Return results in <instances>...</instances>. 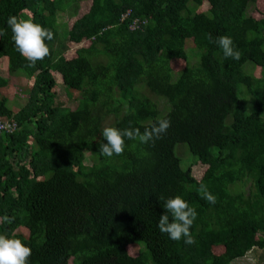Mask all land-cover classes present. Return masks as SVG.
<instances>
[{
	"label": "trees",
	"instance_id": "obj_1",
	"mask_svg": "<svg viewBox=\"0 0 264 264\" xmlns=\"http://www.w3.org/2000/svg\"><path fill=\"white\" fill-rule=\"evenodd\" d=\"M80 1L0 0V61L32 81L17 112L0 94V118L16 123L0 133V234L30 247V264H234L264 250V0H90L69 14ZM9 16L51 30L49 55L30 66ZM58 76L76 108L56 105ZM9 83L0 73V90ZM159 118L171 121L161 138L99 154L105 127ZM175 196L196 209L192 244L157 227Z\"/></svg>",
	"mask_w": 264,
	"mask_h": 264
},
{
	"label": "clouds",
	"instance_id": "obj_2",
	"mask_svg": "<svg viewBox=\"0 0 264 264\" xmlns=\"http://www.w3.org/2000/svg\"><path fill=\"white\" fill-rule=\"evenodd\" d=\"M129 9L124 15L127 18L131 14ZM7 26L11 29L12 39L19 53L25 57L30 66L35 65L49 55V47L45 41H52L54 34L51 30L42 27L31 20H21L17 16L7 18ZM134 23L131 24L132 28ZM3 33L0 32V35ZM222 50L224 59L239 60L240 53L236 50L234 42L229 36H220L215 41ZM171 121L167 118H159L152 127L145 128L143 132L139 128L120 130L116 127H105L102 131L104 140L98 151L103 157L111 158L121 155L126 148L127 140L138 141L140 144H148L167 132ZM203 199L210 204L216 203V197L206 187L201 186ZM164 214L160 215L157 227L162 234H167L173 241L183 239L185 244H192L194 240L190 228L197 217L196 209L191 207L181 196L168 198L164 201ZM171 220H170V216ZM6 223H11L10 218L4 217ZM31 248L17 238H9L0 234V264H30Z\"/></svg>",
	"mask_w": 264,
	"mask_h": 264
},
{
	"label": "rangeland",
	"instance_id": "obj_3",
	"mask_svg": "<svg viewBox=\"0 0 264 264\" xmlns=\"http://www.w3.org/2000/svg\"><path fill=\"white\" fill-rule=\"evenodd\" d=\"M91 5L90 0H81L79 5L74 4L69 8V14H76L78 10L80 11L87 10L88 7ZM209 8V4L206 3L202 8H200L199 11H206ZM254 8V4H250L247 13H251V11ZM252 62H248L247 64H251ZM248 66V65H247ZM246 66V67H247ZM253 72L257 75L260 76L261 74V68H252ZM0 73L1 75L9 80V86L3 87L0 90V94L6 96L9 101H8V106L14 111L17 112L19 111L23 105L28 100L29 94L26 93L31 87V80H29L28 76L24 74L23 72H18V73H11L8 68V62L5 60L0 61ZM58 97L56 99V105L63 106V107H70L72 109L76 108V102L74 99L79 97V93L73 90H69L65 85H63V80L58 76V85L56 87ZM4 120L8 118H2ZM183 146V145H182ZM187 147V146H186ZM182 150H185L184 147H182ZM187 153L186 151H184ZM182 152V159H186L187 154ZM87 158H86V165H92L97 161L96 155H93L92 153H87ZM194 160V158H193ZM206 172V167H201L198 166L194 169V176L200 179L204 173ZM241 186V185H240ZM248 187V182L243 184L242 188ZM25 234H28L27 229H22ZM142 243V242H140ZM145 249V245L143 244H136L135 247H133V250L135 252H141ZM251 258L252 262H259V260L262 262L264 259V251H261L260 249H256L255 251L251 252V254L247 257ZM236 264V263H234Z\"/></svg>",
	"mask_w": 264,
	"mask_h": 264
},
{
	"label": "built area",
	"instance_id": "obj_4",
	"mask_svg": "<svg viewBox=\"0 0 264 264\" xmlns=\"http://www.w3.org/2000/svg\"><path fill=\"white\" fill-rule=\"evenodd\" d=\"M15 127H16V123L12 119L4 120L0 118V133H3V132L12 133L15 130Z\"/></svg>",
	"mask_w": 264,
	"mask_h": 264
},
{
	"label": "crops",
	"instance_id": "obj_5",
	"mask_svg": "<svg viewBox=\"0 0 264 264\" xmlns=\"http://www.w3.org/2000/svg\"><path fill=\"white\" fill-rule=\"evenodd\" d=\"M256 249H260V248H255L252 251H249L243 258L236 260V264H264V259L262 262L259 260V262L254 263L252 262L251 258H247L251 254V252L255 251ZM260 250L264 251L262 249Z\"/></svg>",
	"mask_w": 264,
	"mask_h": 264
}]
</instances>
